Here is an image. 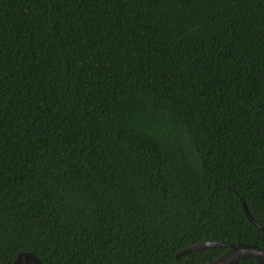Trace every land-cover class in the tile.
<instances>
[{"label": "trees", "instance_id": "16d2710c", "mask_svg": "<svg viewBox=\"0 0 264 264\" xmlns=\"http://www.w3.org/2000/svg\"><path fill=\"white\" fill-rule=\"evenodd\" d=\"M244 204L264 225V0H0V264L264 248Z\"/></svg>", "mask_w": 264, "mask_h": 264}, {"label": "water", "instance_id": "95a60500", "mask_svg": "<svg viewBox=\"0 0 264 264\" xmlns=\"http://www.w3.org/2000/svg\"><path fill=\"white\" fill-rule=\"evenodd\" d=\"M245 214L249 220L256 225L258 228L264 231V225L259 223L249 212L246 204L243 205ZM229 246L230 249L224 253L222 256L205 263H195V264H236L241 260L248 257H255L259 261V264H264V248L255 243L240 242L238 244L219 241H203L200 243H191L189 246L179 250L176 257L179 258L183 255L190 254L196 250H202L206 248H221ZM41 260L32 252L25 251L18 254V256L13 260L11 264H40Z\"/></svg>", "mask_w": 264, "mask_h": 264}]
</instances>
